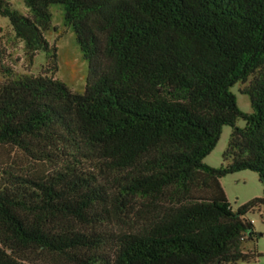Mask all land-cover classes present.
Wrapping results in <instances>:
<instances>
[{"label":"trees","instance_id":"16d2710c","mask_svg":"<svg viewBox=\"0 0 264 264\" xmlns=\"http://www.w3.org/2000/svg\"><path fill=\"white\" fill-rule=\"evenodd\" d=\"M0 0L30 62L0 81V264H237L256 238L221 179L264 186V0ZM89 62L55 79L51 8ZM250 97L243 113L231 89ZM245 122L239 128V120ZM233 129L224 165L204 160Z\"/></svg>","mask_w":264,"mask_h":264},{"label":"rangeland","instance_id":"374dc122","mask_svg":"<svg viewBox=\"0 0 264 264\" xmlns=\"http://www.w3.org/2000/svg\"><path fill=\"white\" fill-rule=\"evenodd\" d=\"M11 5L20 13L28 14L22 0H11ZM51 14L53 15L52 30L45 33V38L51 48L49 54H53L52 49L56 48L57 71L53 76L72 91L82 94L88 82L89 62L80 51L73 30L66 27L63 22L62 7H52ZM3 68L11 70L15 75L33 76L51 70L46 53H38L32 62L28 60L24 44L16 39L9 20L0 17V81L4 80ZM244 88L245 85H236L231 89V92L237 98L239 109L245 114H252L250 97L241 93ZM237 126L244 128L245 122L240 119ZM232 132L231 127L223 128L217 147L204 160L205 165L215 169L224 165V154L228 149ZM220 182L235 212L253 199L264 196V186L260 182L258 174L254 172L244 171L232 174L224 177ZM246 218L253 223L256 238L245 244V251H256L263 256L249 263L240 262L237 264H264V209L250 213Z\"/></svg>","mask_w":264,"mask_h":264}]
</instances>
